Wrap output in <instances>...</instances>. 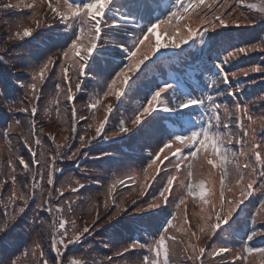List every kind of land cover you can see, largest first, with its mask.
I'll list each match as a JSON object with an SVG mask.
<instances>
[{
    "label": "trees",
    "instance_id": "16d2710c",
    "mask_svg": "<svg viewBox=\"0 0 264 264\" xmlns=\"http://www.w3.org/2000/svg\"><path fill=\"white\" fill-rule=\"evenodd\" d=\"M12 1L14 2V7L17 8L13 12H10V14H8L9 12H6L7 9L0 7L1 29L9 27V18L15 19L11 25L13 32L11 31L9 33V31H4L0 33V61H2L0 62V180L5 181L7 179L8 181L6 182L5 187L0 188V212H10L13 208V205L9 204L8 202V196L11 194L13 189L10 176L12 168L8 164L9 160L13 161V164L16 168L17 178L15 188L18 190L32 191L34 196L29 201V205L23 217L18 218L16 221H10L8 231L6 233H0V261H3V264H8L9 259H12L15 261V264H43V261L40 258V251L42 250L49 264H109L110 254H112L110 264H144L143 257L146 254H150L147 249L153 243V238H158V230L161 228L165 217L167 216L168 219H173V216H175L176 218L173 219V224L169 226V231H172V233L176 236H184V233L188 234V236L185 238V246H188V250L184 252L181 248V245L178 243L177 246L180 248L181 252L178 253L176 250H174V248L170 247L172 240L168 239L166 241V245L169 249L168 262L169 264H199L200 260L197 256L199 249L195 242L202 241L208 237L210 233L212 234V237L214 236V234L208 228V224L214 223V221L213 219L211 221L206 219V222H204L203 225L196 222H194L195 225L187 223L188 227L189 224L193 226L192 230L188 232L187 226L184 222V206L186 202L193 206V202L203 204L204 200H208L210 201L209 207H207L208 215L209 209L213 205L215 206V209L221 205L219 197L221 172H217V167L220 169L219 165H208L206 160L201 159L203 152L199 153L198 156L193 158L191 161L193 165V177L191 178V183L193 185L199 184L200 182L204 183L205 189L203 198L200 197L198 188L193 195H188L187 189L180 183V181H184V184L189 183L187 178L188 169L186 167V164L189 162L185 161L181 165L179 172H175L171 166L168 168L167 175L174 174L176 175L177 179L173 182L172 194L169 197L172 203L168 205V210H166L167 212L164 211L160 213L157 212L158 214H148L146 212L138 211V209L147 208V205L152 202H155L159 205L163 203L162 199H155V197L158 196V190H160L162 187V183L166 182L167 177L163 171L160 173L153 186L147 188L145 194L143 195V201L140 204L136 206L126 205V203L129 202L133 196L139 195L142 191H144V189L141 188V185H147L148 183V181L145 180L144 170L151 162V159L156 158L155 153L158 152L163 146L161 142L162 137L165 136L166 132L178 133L181 126L175 123L173 120L167 119L165 116H159L155 121H150L149 124L143 126V128L140 130L141 133H144L143 136H147V138L144 139L146 144L141 145L143 148L140 146L139 148H136L134 143H143L141 141V137H137L140 132L133 135L128 140L123 139V137L120 135H116L109 138L108 141L104 139L106 136L94 141V139L97 138L96 132H86V129L87 127H92L93 130H96L95 127H97L103 120L102 118H104L106 113L103 112V116L98 117L97 115H94L93 112H91L92 117L89 118L88 116L87 118L89 119L82 120L83 122H80L77 126V129H75V132H73V125L72 123L70 124L69 108L66 106L67 87L65 80L63 79V76L60 72H55L50 77V79L45 82L44 89L47 90L49 86H51V83H53L50 87L53 89L51 94V117L54 120L57 119H55V117H59L57 120L59 123L67 118L69 123L66 122V128H61L57 124V121H55L56 125L53 124V126L49 128L47 127L46 129L43 127L44 124H39L37 127H33L32 124H30L32 121L30 112L23 111V114L21 112L23 108H29L28 104H31V101L33 100L31 90L28 87L31 83H33V80L32 77H30L29 71L26 70L28 69L26 66L27 62L29 63L30 67L34 66L33 68L37 67L38 63L41 64L38 59L33 57V53L35 54V51L39 49L40 45L34 43L33 40H30L31 37L21 39L16 36V33L19 32L22 36L23 29L28 27L33 29V32L36 30L33 33L35 34L37 32V21H39V11H41L42 7L38 5V3L36 4L28 0H23L24 2L22 5L21 2L17 4V1L20 0ZM59 1L63 2V0ZM224 2L225 0H215V8L213 11L221 14L222 12H225V10L229 9V7L226 5L223 9L219 8V5ZM128 3L129 2H122L115 8L119 9L120 13L126 11L129 14L135 13L134 10L127 7ZM206 3L212 4L213 0H206ZM205 13H207V15H205ZM210 14L211 13H208L206 8L197 9V11L192 12L190 16L179 21H173V24H177L181 27L184 24H187L194 30L199 29L202 27V18L206 20L209 18ZM166 15L167 12L165 11L163 18L161 19H164ZM46 19H49L47 22L52 24V18L46 17ZM229 19L231 22L233 20H239L238 18L234 19L232 17ZM230 20L225 19L226 25L229 24ZM17 22H20L21 25L18 26ZM39 24L44 26L42 27L44 29H47L48 27V24L45 25L42 19L39 21ZM158 27L160 30L165 31L163 26ZM246 27L247 26L238 27V31H243L247 29ZM232 28L237 29L232 25L228 27L225 26L223 28L220 27L219 29L216 28L214 34L215 39L209 45H200L199 37L195 38L196 43L194 47L191 45L192 41H189L186 45H183V50L185 49L190 51L189 58L187 60L196 64L198 66V71L196 73L188 74L183 72L180 74L181 78L187 84V86L184 87L189 91H192L193 95H212L215 99V102L221 105L219 112L221 121L219 131L222 135L225 146L227 145V137L223 134L227 132L228 128L225 129L224 125H229L230 123L224 118V106L228 107L229 112L230 110L231 112L237 111L235 108V104L237 103L247 107L248 95L245 92L241 94L237 93L239 91H236L234 95H228V92H225L227 94L225 95V93H223L225 91L224 87V91L220 87H218V90H212V88L206 89L205 85L209 83L210 79L216 78L215 74L217 69L214 67V65L224 60V58L227 57L228 52L239 47L238 45L236 46L235 44L229 42L227 39V33L235 31L232 30ZM241 34L242 33H239L238 35L241 36ZM119 37L120 36H117V38L113 37L108 39L113 42L120 43L122 40H120ZM233 37H237V34ZM37 38H41V36L38 35ZM56 38L60 39V36L58 35ZM121 38H123L124 41L127 40L128 42L126 37L121 36ZM56 40L57 39H55L53 41V45L48 46V48L57 47L60 49V47H62L61 50L63 52V50L67 47V44L64 40L63 42H58ZM70 42L71 41L69 40L68 43ZM152 42L154 44L153 39ZM180 50L181 48H177L167 54L168 56H171V59L164 62L162 70L156 71L155 73L148 72L147 76L142 80L140 86L137 89L138 94L136 95H144L143 103H146L145 94L149 92V88L152 87L154 83H163L166 78H169L170 83H175L176 80H179V77L174 71H171L170 68H173L178 64L173 56ZM45 52V55H47V51ZM150 54L152 53L147 52L148 56H150ZM249 59L251 60V58ZM244 60L245 59H240V56L228 57V63L224 65L225 72L228 74L233 71H240L241 69L243 70V65H245L243 64ZM246 61L249 60L246 59ZM107 65L109 67H113V71H117L120 67H123L124 63H119V65L114 66L107 63ZM253 65H257V63L254 62ZM13 73H16L17 76H13ZM111 75L113 74L111 73ZM154 75L155 81L153 80ZM26 82L27 86L25 88ZM217 82L222 83L223 81L221 79ZM57 84L60 85L59 89L56 88ZM71 87H73V84ZM98 89L99 92L104 93L102 89ZM259 91L263 92L261 89H259ZM96 92L98 93V91ZM25 93H27V99L24 98ZM103 93L98 95L104 98L105 96ZM134 98L135 97L133 96V99ZM85 99L86 96L84 95L74 100V103L77 104L79 116H82L84 113L83 110H86L88 107L87 103H85ZM135 101H137L136 98ZM143 103L141 104L138 100L136 103V108L139 109ZM205 103L207 104V101H205ZM39 105L41 108H47L50 106L46 105L43 99L40 100ZM53 106H55L54 110ZM57 106H59V114L55 112ZM188 111H190V114L195 115L196 118L192 124H195L198 130L199 126L203 123L200 119L201 116H203L206 120L209 115L207 109L200 108L197 111ZM249 111H253V108L247 107L246 113L235 112V118H238L239 121L242 120L244 125L245 118H248L247 114L252 113H248ZM42 112L44 115L45 111L42 110L41 113ZM111 116L112 114L109 115L110 120H112ZM227 117L228 115L226 118ZM241 117H244V119ZM17 121H19V123H17ZM154 123L156 127L153 125ZM237 123L238 121L235 120V124ZM184 126L189 127L190 125L186 122ZM239 128L240 127L237 126V129ZM104 129H106V127ZM36 130L38 131L37 138L34 134ZM109 131L110 130L107 129V132ZM258 132L263 131L258 130ZM56 133L59 134V136L57 139H54ZM91 133H95L93 134L94 137L91 135ZM65 137L68 138L67 141H65ZM80 137H84L86 141L91 139V142L86 143L85 146L81 148ZM36 139L40 140L39 145L35 143ZM135 139L137 141H135ZM25 140L28 141L27 144H25ZM164 142H166V139ZM57 144L68 146L62 147L60 149L63 158H58L55 162L52 175L53 183L51 185L47 183L48 170L45 169L43 180H39L37 178V181L35 182V188H29L26 190L25 185H31L33 181L31 179V173H25L23 171L22 165L19 164V159L22 157L25 162H30L33 154L39 158V154L41 152H43L45 157L48 158L49 154L55 155V145ZM255 144L260 145V143L257 141ZM106 145H108L106 150L103 149L100 151V149ZM127 146L130 153L124 151ZM172 147L174 150L176 146L173 145ZM226 147L230 148V150L234 152V149H232L231 146L227 145ZM77 148H80L79 154L73 159H68L67 157L75 152ZM260 150L262 156H264V146H260ZM182 151H185L186 153L187 150L182 149ZM166 152L167 149L160 153V156L156 158L157 164H160V161L163 160L164 154ZM108 157H116L117 159H108ZM119 158H124V160L133 158L134 160H129L128 163H124V165L126 164L127 166V168L124 170L115 171L113 174L108 172L109 170L106 171V168H110L112 165L110 160L113 159L119 161ZM169 158L172 159L171 156ZM209 158L214 159V157L211 155ZM234 162H236V160ZM166 165H168V161H164L163 164H160V168L164 169ZM241 165L243 166L242 163ZM257 165L259 167L258 163ZM31 167L35 171L38 166L31 165ZM148 172L149 176L155 175L153 169H149ZM89 173H93L91 175H94V177L92 176L93 178H83L80 176L88 175ZM126 175L131 177L133 183L130 186L119 187L118 194L116 195L117 199L113 203L108 198L109 189L112 185L117 183L116 181L119 178ZM95 176H103V178H101L104 182L102 188H94L93 184L96 185V183H100V178H95ZM69 177H71L72 181L67 180ZM247 182L248 180L245 178L243 182L244 185H246ZM261 182H264V178L259 176V178L256 180V187L258 189V193L256 192V194L258 197H256L257 199L253 205L252 215L255 213L253 216L256 214L258 215L259 212H262L260 209L263 208L260 206V202L264 201V193L261 190ZM226 183L227 187L232 189V192L228 193L229 196L231 195L230 197H232V200L242 198L240 186L235 188L234 183H228V181H226ZM80 184L84 185L80 191H71L72 188L78 187ZM57 189L64 190V196L62 198L59 197ZM50 190L52 191L50 206L53 209H55L58 204H64L65 201H71L72 211L68 212L65 208L64 218L69 221L75 220L77 229L79 230H82L86 225L90 228V231L86 233L82 240H80L78 243H72L68 245L67 248L59 246V253L51 243L54 233L52 225L57 213L54 210L50 213L48 211V206L38 207V205H40L44 199L48 198V192ZM225 191L228 192L227 188ZM99 195H101L103 199H97V196ZM182 197H186L185 202L180 206L179 210H176L174 205ZM213 197L214 199L211 200L210 198ZM123 200L126 203H121ZM22 203V201H16V204ZM117 205H119L120 208L126 210L119 213L121 216H117L116 214ZM168 213H172V215L169 216ZM237 214L238 213L234 214V222L236 217H238ZM97 216H99L98 220ZM4 218L5 217L0 216V219ZM108 220L111 224L108 228H106V223ZM152 220H154L153 223L150 222ZM93 221H95V224H93ZM233 224L234 223L232 222L231 227L226 231L227 233H233L234 236L244 239V248L246 246L252 248H264V232L257 238H254L250 241L247 239L249 234L252 233L254 229L262 230L264 223L263 225L258 224L254 227L249 221L244 230H241L242 227L240 229H234L232 226ZM201 229H203V231H201ZM193 233H195V235H192ZM197 237L199 238L197 239ZM68 238H71V232ZM133 241H137L138 246L134 249H131L127 253H123V250L129 247ZM36 244H40L41 247L36 249L35 255H33V249L35 248ZM140 244L144 245V247H139ZM192 246H195L196 248L195 253H193ZM117 253H123V255L118 256ZM262 256V260L264 261V255ZM161 259H163V257H161ZM204 263H206V261H204Z\"/></svg>",
    "mask_w": 264,
    "mask_h": 264
},
{
    "label": "snow or ice",
    "instance_id": "6c2138e0",
    "mask_svg": "<svg viewBox=\"0 0 264 264\" xmlns=\"http://www.w3.org/2000/svg\"><path fill=\"white\" fill-rule=\"evenodd\" d=\"M116 0H63L64 10L61 11L59 7H53L51 0H48L49 9L59 17L60 21L65 24V27L71 32V35L65 33L63 39L67 44V47L62 52V59H60V68L64 73L65 84L67 87V95L69 100H74V94L71 87V82L68 78L69 69L65 67V64H69L70 68L73 71L79 73L80 78H83L87 69L90 68L91 64L98 63L100 60H103L106 55L119 56L121 62L124 63V66L120 68L119 71L115 72L113 78L110 82L107 83V90L104 91V96L114 95L117 101H120L122 97L127 94H130L138 89L142 80L147 76L148 72L155 73L156 71H161L165 61L171 59V56L160 53L159 50L167 49L169 47L173 49L181 48L183 45H186L189 41H192L193 44L196 43V37H199L200 45H209L215 39V29L221 26H227L226 21L223 18L224 15H231L230 12H222L221 15L217 16L213 9L215 8V0L212 4L206 3V0H173L170 7L164 2V0H129L127 7L134 10V12L144 20H147L146 24H137L135 19H120V10L114 9ZM242 0H237V3H241ZM59 3V0H58ZM227 0L224 3L219 5V8H225ZM6 7H12V5H7ZM31 7V6H29ZM161 16L164 15V12H167V15L164 19H161L160 16H154L153 14L160 10ZM250 8H256L255 4L247 5ZM206 8L208 13H211L208 19L201 20L202 27L199 29H193L187 24H184L182 27L173 24V21H179L185 17H188L192 12L197 11V9ZM113 11V18L109 20V12ZM260 11L264 12V6L260 7ZM207 15V13H205ZM155 19V23L151 21ZM235 23V21H233ZM127 25H135L134 28H128ZM40 24L37 21V28ZM158 26H163L165 31L169 33L168 39L166 42L162 43L159 39V36L156 35V30ZM123 30V34L128 37L131 41L128 44L127 41H122L119 44H114L109 48H101L104 34H119ZM16 36L23 39L33 36V29L25 27L23 29L22 36L19 32L16 33ZM156 36L155 43L152 42V37ZM74 37V38H73ZM71 41L68 43V41ZM262 46L260 44H253L251 48L239 47L234 51H230L227 54V57L224 58L220 63L214 65L217 69L216 78L210 79L208 87H213L217 84L218 80L223 81L225 85L229 84V76L225 72L224 65L228 63V57L238 56L241 53L246 54L248 51L259 49ZM147 50V51H145ZM147 52L153 53L152 58H149ZM126 61V62H125ZM2 62V61H0ZM57 61L52 57H48L46 62L39 67V70L32 77L33 83L28 87L31 90V95L34 101L40 99V89L37 87L38 83H43L46 77V74L50 71L51 66H53ZM151 66V67H150ZM264 71V68L259 66L253 67L245 71L243 74L248 75V72H261ZM101 75H111L106 74L103 70L100 71ZM163 74V73H162ZM232 76L235 77L236 73H232ZM155 81V75L153 76ZM56 88L59 89L60 85L57 84ZM82 85L80 83L76 84V89L80 90ZM154 89V90H153ZM229 95H234L235 91H229ZM146 103L143 104L138 110H135L134 117L131 118L130 122L137 126L136 131L141 127L149 124L150 121H155L161 113H167V119L173 120L175 123L181 126L178 133H165V136L162 137L163 146L155 153V157L158 158L160 153L164 152L167 149V152L164 154L163 160L160 161V164H163L164 161H168V165L164 169L160 168V164H157L156 158H152L151 162L147 165V168L144 170L145 180L148 181L147 185L142 184L141 188L144 191L141 192V195H144L148 187H152L154 182L159 177L160 173L163 171L166 175V182L162 183V187L158 190V196L155 199H162L163 205L156 204L155 202L149 203L147 205V210L138 209V211H147L148 214H153L149 210L164 211V207L172 203L170 201V196L173 190V182L177 179L176 175H167L169 166L174 169L175 172H179L181 165L188 161L186 164L188 169L187 178L189 183L184 184V181L180 183L187 189L188 195H193L196 192V189H199V195L201 198L204 197L205 185L203 182L193 185L191 183V178L193 177V165L191 163L193 158H196L199 153L203 152L202 160H206L208 165L216 166L219 165L221 169L220 176V191L219 197L221 201V211L215 212V206L213 205L209 209V214L206 219L211 221L213 214L215 216V223L208 224L209 230L215 234L217 230L226 231L231 227V224L234 220V214L240 208V206L253 194V185L256 183L254 179L249 178L246 185H244L245 177L241 166L236 165L237 171L240 173L236 179V185L240 186L241 197L237 200H226L225 189L229 193L232 192V189L227 187L228 179V169L227 164L230 162L229 157L235 158L237 156L236 152H232L230 148L225 146L222 135L219 131L220 127V108L221 105L215 102V99L212 95H193L192 91H189L183 86V84L176 80L175 83H170L169 78H166L163 83H154L152 87L149 88V92L145 94ZM207 101V104L205 103ZM100 103V100H95L94 103L89 105L90 109H95ZM200 108H206L209 115L207 119L201 116V121L203 122L199 129L197 126L191 123L190 111H197ZM235 108L238 113H246L247 107L239 103L235 104ZM115 109L112 105H108L106 110V115L103 120L96 127L97 137L101 136L104 131L105 124L109 119V115L113 113ZM22 111L30 112L33 117V127L35 126V115L38 111L36 106H32L30 109L25 107ZM73 119L75 121L76 109L73 107ZM224 113L226 115H231L227 106H224ZM86 117H80V120H86ZM249 120H252L251 116H248ZM189 124V127H185V123ZM19 123V121H17ZM239 127L243 129L244 125L242 120L238 121ZM119 132L114 133V135L127 134L130 130L125 126V121L121 119L119 122ZM225 129L229 126L224 125ZM73 132H75V124L73 125ZM248 136L247 130L244 131L243 136L237 139L236 143L241 145V151L239 152L240 156H246V153L243 151L245 144V137ZM106 138V137H105ZM65 137V141H67ZM166 139V142H164ZM81 148L85 146L86 143H90L91 139L88 141L84 137H80ZM25 144L28 143L27 140L24 141ZM35 143L40 144V140L36 139ZM232 143L231 138L228 139V144ZM173 145H175V151H173ZM68 145H55V155L49 154L48 158L45 157V154L41 152L39 158L33 154V157L30 162H25L21 157L19 159V164L22 165L23 171L25 173H31V179L33 183L31 185H25V189L35 188V182L37 178L43 180L45 175V169H47L48 180L47 183L51 185L53 183L52 175L54 171L55 162L58 158H63L60 149L62 147H67ZM182 149H186L182 151ZM249 151L252 152L255 156V160L258 164L261 165V170L259 171V176L264 178V156H262L260 145L252 144L249 148ZM80 152V148H77L75 152L69 155L68 159H73ZM214 157L209 158V156ZM172 157L170 159L169 157ZM9 166L12 168L10 173L11 182L13 184V189L11 194L8 196L9 204L13 205L12 211L10 212H0V216L5 217L0 219V233H6L9 228L10 221H16L18 218H22L28 205L29 201L33 198L34 193L32 191L18 190L15 188L16 184V168L12 160L8 161ZM31 165L38 166L34 171ZM202 166V165H201ZM250 167L249 164L243 165V168ZM149 169H153L155 175L149 176ZM253 172H256V169L253 168ZM121 185H127L131 183V178L126 180L119 181ZM6 186V182L0 180V188ZM84 185L80 184L78 187L72 188V192L80 191ZM115 185H112L109 189V197H112V194L115 192ZM59 197L64 196V190L57 189ZM51 196L52 191L48 192V198L44 199L43 202L38 205V207L48 206V211L51 213L53 210L57 213V216L53 221V239L52 246L56 248L59 253V246L67 248L68 245L72 243H78L82 240L83 236L90 231L89 226H85L82 230L77 229L75 220H67L64 218L65 208L68 212L72 211V202L65 201L64 204H58L55 209L51 205ZM186 197H182L178 202L175 203L174 207L176 210L180 209V206L184 204ZM16 201H22V204H16ZM115 201L113 200V203ZM230 205L227 211H224V204ZM204 203H210L208 200H204ZM133 204H136V201H133ZM107 206V203H106ZM260 206L264 207V201L260 202ZM6 207V206H5ZM121 211H126L125 209L120 208L117 205L118 215ZM169 216L172 213H168ZM111 218V217H110ZM176 217L173 216V219ZM99 216H97V220ZM173 219H168L165 217L164 222L161 225V228L158 230V238H153V243L147 249L150 254H146L143 257L144 264H169L168 255L169 249L166 245L168 239L175 240V237H170L168 235L169 226L173 224ZM184 222L187 224L186 214L184 215ZM95 224V221H93ZM70 225V228H69ZM203 231V229H201ZM71 232V238L69 239V234ZM192 235H195L193 233ZM254 235V233H253ZM253 235H249L247 239L250 241L253 239ZM199 237H197L198 239ZM138 246L137 241H133L129 247L123 250V253L129 252L131 249H134ZM40 244H36L33 249V255H35V250L39 249ZM139 247L143 248L144 245L140 244ZM193 253L196 252L195 246H192ZM227 249H221L219 252H214L212 255L219 256L224 252H227ZM244 251L247 253L256 252L261 255H264V248H252L245 247ZM205 252L204 248L199 249V253L203 255ZM123 253H117L118 256H122ZM163 257V259H161ZM40 258L43 261V264H49L48 260L45 258L44 252L40 251ZM191 258V257H190ZM240 257H234L231 261H226L225 264H235V260ZM247 257H244L246 259ZM111 258H109V264ZM0 264H3V261H0ZM8 264H15V261L9 259Z\"/></svg>",
    "mask_w": 264,
    "mask_h": 264
},
{
    "label": "rangeland",
    "instance_id": "374dc122",
    "mask_svg": "<svg viewBox=\"0 0 264 264\" xmlns=\"http://www.w3.org/2000/svg\"><path fill=\"white\" fill-rule=\"evenodd\" d=\"M34 3H38V5H40L42 7L41 11H39V21L42 19L43 23L45 25L48 24L47 29H44L42 27V25L39 26V28H37V32L35 34H33V36L30 38V40H33L34 43L40 45L39 49L35 51V54L33 53V57L38 59L39 62L41 64L38 63V66L33 68L30 67L29 63L27 62V71H29L30 73V77H33L36 72L39 70V67L42 66V64L44 62H46L48 57H52L54 60H56L57 62L51 66L50 71L46 74L45 80L42 83H38L37 87L40 89V99L38 101H31V104H28L29 108H31L32 106H36L38 111L35 115V126L37 127L39 124H44L43 127H45V129L48 127H51L54 125H56V122L59 117H55L56 120L52 119L51 117V97H52V92L53 89L50 88L52 86L53 83H51V86H49V88L47 90L45 89V82L47 80L50 79V77L53 75V73L55 72H60L63 76V79L65 80L64 77V73L61 71L60 68V59H62V50L60 47V49H58L57 47H50L48 48V46H52L53 45V41L55 39H57L56 41L58 42H63V35L65 33H67L68 35H71V32L69 30H67V28L65 27V24L62 23L59 19V17H57L50 9L48 6V0H28ZM21 2H24L23 0L17 1V4ZM124 2H129L127 0H116L114 8L116 6H119L121 3ZM166 4H168V0L164 1ZM51 3L53 5V7H59L61 11L64 10V5L63 2L58 3L57 0H51ZM232 3V4H231ZM255 4L257 7L256 8H250L247 7V5H252ZM7 5H12V7H6ZM226 6L229 7V9L225 10L226 12H230L231 15H224L223 18L224 19H228L229 18H238L239 20H233L235 21V23H233V21L231 22V20L229 21V24H227L228 26H233L236 27L232 28V30H235L231 33H227V39L229 42L235 44L236 46L238 45L239 47H246V48H251V46L253 44H260L262 47L259 49H255L252 51H248L246 54L241 53L238 56H240V59H245L244 63V69L240 72V71H233L231 73H228L229 76V84L231 85V88H229V85H225L223 82L222 83H218L213 86V87H208L206 84L205 88L206 89H211L212 90H218V87L225 88V92L229 91H239L237 93H246L248 95V105L247 107H251L253 108V111H249L248 113L251 114H247V116L252 115V120H249L248 118H245V124L243 129L239 128L237 129V126H239V124H235V120L239 121V119L235 118L236 114L234 112L230 113L231 115H228V117L226 118V114L224 113V118L226 119V121H228L230 124L228 125V130L227 132H225L223 135H225L227 137V145L231 146L232 149H234V152L237 153V156L235 158L230 157L229 158V163H228V183H234L235 184V188H238L239 186L236 185L235 181L239 176V172L236 169V165L237 163L241 166V170L243 171V175L244 177L249 180V178L254 179L255 181L257 180V178H259V171L261 170V165L259 164V167L257 165L256 160H254L255 156L252 152L249 151V148L251 147L252 144H255V142H259L260 146H264V71L261 72H248V75L245 76L243 73L245 71H247L250 68H253L254 66H259L261 68H264V12L260 11V7L264 6V0H242L241 3H237V0H227ZM0 7L7 9L6 12H9L8 14H10V12H13L17 7H14V2L12 0H0ZM25 8V7H24ZM215 12V11H214ZM215 14L217 16L221 15L215 12ZM211 15V14H210ZM209 15V16H210ZM109 16V20L111 21V18H113L112 14H108ZM46 17H50L52 18V24L48 23L46 19ZM163 17V16H162ZM10 21H8V26L5 29H1L2 27H0V33L4 32V31H9V33L13 30L11 28L12 22L15 21V19L13 18H9ZM138 22L140 24H146L148 23V21L143 20L141 18H138ZM18 26L21 25L20 22H17ZM17 26V27H18ZM200 26V25H199ZM245 27L247 26L245 30H241L238 31V27ZM225 26H221V28H223ZM220 27H218L217 29H219ZM19 29V28H18ZM36 31V30H35ZM34 31V32H35ZM33 32V33H34ZM242 33L241 36H239L238 34ZM237 34V37H233L234 35ZM38 35L41 36V38H37ZM60 36V39L56 38L57 36ZM156 35L159 36V39L162 43L166 42L168 39V35L169 33L167 31H162L159 29V27H157L156 30ZM120 36L119 39L124 41L123 38H121L120 34H104L103 35V43L100 45L101 48H111L112 45V41L109 40L108 38H113ZM108 39V40H107ZM154 43L156 40V36L152 37ZM239 40V41H237ZM65 41V40H64ZM127 41V40H125ZM235 42H239V43H235ZM238 47V48H239ZM175 49L169 47L167 49H161L159 50L160 53H168L171 52ZM182 50V49H181ZM47 51V55L46 52ZM49 51V52H48ZM234 51V50H232ZM46 56V57H45ZM153 53L150 54L149 58H152ZM46 58V59H45ZM238 58V57H237ZM251 58V60L249 59ZM45 59V60H44ZM246 59H248L249 61H246ZM104 60H109L108 58L104 57ZM110 60H112V58H110ZM253 60V61H252ZM29 62H30V58H29ZM256 62L257 65H253V63ZM119 62H117V60L114 62V64L111 65H116ZM110 64V63H108ZM124 66V65H123ZM65 67L69 69L68 71V78L71 82V85L73 84L72 87V91L74 94L75 99L82 97V96H86L85 99V103H87V108L86 110H83L84 113L82 116L78 115V110H77V104L74 103V100H69L68 99V95H67V103L66 106L69 108V112H70V124L72 123V125L75 124V129H77V126L79 125L80 122H83L82 120H80V117H92L91 112H93L94 115H97L98 117L103 116V112L106 113L107 107L108 105H112L113 108L115 109L113 111L111 119L112 120H108L105 124L106 129H104L103 133L101 134V136L97 137L95 140H98L99 138L106 136V139L108 141L109 138H111L112 136H116L114 135V133L119 132V122L121 121V119H123L125 121V126L128 127L130 130L129 133L127 134H120L121 137H123V139H129L130 137H132L133 135L137 134L138 132H140V130L143 128L141 127L138 131H136L137 126L133 125L130 120L131 118L134 117L135 114V110H138L136 108V101L135 98L138 99H144V96H140V95H136L137 90L125 95L124 97H122V99L120 101H117L116 97L114 95H109V96H105L100 97L98 94H102L103 92H99V89H102L103 91L107 90V83L110 82L111 78L114 77L115 72L119 71L120 68L116 71H113V67H109L107 64L102 63V60H100L98 63H93L91 64L90 68L86 70L85 75L83 78H80L79 73L77 71H73L69 64H65ZM58 69V70H57ZM103 70L104 73L106 74H113V75H101L100 71ZM12 71H16V70H12ZM76 73V75H75ZM232 73H236V76L233 77ZM13 76H17L16 73L12 74ZM80 83L82 85V88L80 90L76 89V84ZM27 86V82L25 84V88ZM247 88V89H246ZM258 88V89H257ZM246 89V90H245ZM259 89H261L263 92H260ZM245 90V91H242ZM55 91V90H54ZM98 91V93L96 92ZM225 95H227L225 93ZM229 95V94H228ZM133 96L135 97L133 99ZM137 96V97H136ZM24 98L27 99V93L24 94ZM43 99L44 103L46 105H50L47 108H41L39 105L40 100ZM99 99L100 103L97 105V107L95 109H90L89 105L91 103H94L95 100ZM142 102V100H140ZM145 104V103H143ZM142 106V105H141ZM53 106V110H54ZM73 107L76 109V113H75V121L73 119V112L72 109ZM44 110L45 114L43 115V112L41 113V111ZM21 112V111H20ZM56 113H60L59 110V106H57L56 108ZM23 114V111L21 112ZM50 114V115H49ZM57 114V115H58ZM114 114V116H113ZM27 115V114H26ZM55 115V116H57ZM105 115V114H104ZM32 116V115H31ZM54 116V115H52ZM51 117V118H50ZM87 118V119H89ZM242 119H244V117H241ZM86 119V120H87ZM103 119V118H102ZM101 119V120H102ZM31 123L33 126V117L31 118ZM230 120V121H229ZM58 122V121H57ZM66 122L69 123L68 119L65 118L64 120H62L60 123L58 122L57 124L61 127V128H66ZM98 125V124H97ZM96 125V126H97ZM155 127V123L153 124ZM96 128V127H95ZM107 129H109L110 131L107 132ZM247 130L248 132V136L245 137V144L243 147V151L246 153V156H240L239 152L241 151V145L237 144L236 141L237 139H239L240 137L243 136L244 131ZM258 130H262L263 132H258ZM1 132V131H0ZM37 130L34 132L35 137L37 138ZM86 132H96V130H93L92 127H87ZM107 132V134H106ZM152 132V131H151ZM93 134L95 133H91V135L93 136ZM144 133H139L138 134V138L141 137V141L143 143L139 144L138 142H134L136 145V148L142 147L141 145H145L146 143L144 142V139L147 138V136H143ZM59 136V134H55L54 139H57ZM119 136V135H118ZM143 136V137H142ZM224 136V137H225ZM94 137V136H93ZM92 137V139H93ZM150 138V137H149ZM231 138L232 143L229 145L228 144V139ZM135 141H137L135 139ZM226 145V146H227ZM108 147V145H106L105 147L103 146V148L100 149L101 150H106V148ZM143 148V147H142ZM125 152L130 153V151H128V146L124 149ZM263 151V150H262ZM264 152V151H263ZM97 158V157H96ZM117 159L116 157H108V159ZM110 160L111 162V166L110 168H106V171L109 170L108 172H110L111 174H113L115 171H119V170H124L127 168L126 164L124 165V163H128L129 160H134L133 158H129L128 160H124V158H119L118 160ZM96 160V159H95ZM236 160V162H234ZM119 162V163H118ZM241 163L243 165L245 164H249L250 167L248 168H243V166L241 165ZM253 168L256 169V172H253ZM217 172L220 173L221 170L217 167ZM85 173V172H84ZM93 173H89L88 175H80L83 178H91L92 176L94 177V175H91ZM92 177V178H93ZM95 178H100V183H96L93 184L94 188H102L103 186V181L101 178H103V176H95ZM127 178H131L130 176H122L121 178H119L114 185L115 187V192L112 194V197L110 198L108 195V198L110 199V201L113 202L116 201L117 199V194H118V188L119 187H126V186H130L133 183V180L131 179V183L127 184V185H121L119 183V181L122 180H126ZM67 180L72 181L71 177L67 178ZM5 182H8L7 179L5 180ZM253 194L244 201V203L240 206V208L237 210L236 213L238 217H236L235 222L233 221V228L234 229H240L244 230L245 226L248 224V222H251L252 226H257L259 225H263L264 223V207L260 209L258 215L256 214L255 216L252 215L253 213V205L255 204L256 201V197H258V195L256 194V192L258 193V189L256 187V183L253 185ZM261 190L264 193V182H261ZM213 191V190H212ZM212 193V192H211ZM229 192L225 191V197L226 200H232V197L229 196L228 194ZM229 196V197H228ZM240 196V195H238ZM238 198V197H237ZM97 199H103V197L101 195L97 196ZM211 200L214 199L210 198ZM133 201H136V204H133ZM143 201V195L139 194V195H135L133 196L129 202H125L124 200L121 203H126V205L128 206H136L138 204H140ZM160 205H163V203H161ZM113 206V205H112ZM207 207H209V203H197V202H193V206H191L190 204H188V202L185 203L184 206V215L186 214L187 217V223H191L194 224V222L196 223H200L203 225L204 222H206V217H207ZM230 207L229 204H227V202H225L224 204V211H227V209ZM145 210H147V208H145ZM168 210V205L164 207V211ZM259 210V209H258ZM151 211L153 214H158L160 212H164V211H156V210H149ZM221 211V206L219 205L216 209L215 212H220ZM142 212H146L147 211H142ZM158 212V213H157ZM167 212V211H166ZM235 213V214H236ZM117 216H121L120 214H118ZM154 219V218H153ZM213 221L214 223L215 221V216L213 214ZM155 220V219H154ZM154 220L150 221V222H154ZM111 223H109V220L106 223V228H108L110 226ZM186 224L187 226V230L188 232H190V230H192V225ZM195 225V224H194ZM182 226V225H181ZM264 232V225L262 227V230H257L254 229L252 231V233H250L249 235H253V239L257 238L258 236H260L261 234H263ZM183 234V233H182ZM231 234V235H230ZM168 235L170 237H175V240L171 241L170 247L174 248V250H176L178 253L180 252V248L177 246V244L179 243L181 245V248L184 252H186L188 250V246H185V238L188 236V234L184 233L183 235H175L172 233V231L168 232ZM196 245H198V249L200 248H204L205 252L203 255H201L200 253H198V258L200 260L199 264H225L226 261H231L234 257H240L239 259L235 260V264H264L263 256L259 253L256 252H252V253H247L244 251V239H241L239 237L234 236L233 233H227V231H219L217 230V232L214 234V236L212 237V234L210 233L208 235V237H206L205 239H203L202 241L199 242H195ZM221 249H227V252H224L222 255L219 256H213L212 254L214 252H219ZM110 258H112V254L109 255ZM244 257H247L246 259H244ZM108 261V260H107ZM204 261H206V263H204Z\"/></svg>",
    "mask_w": 264,
    "mask_h": 264
}]
</instances>
